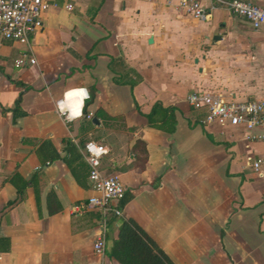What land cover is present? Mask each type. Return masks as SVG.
<instances>
[{
    "label": "crops",
    "instance_id": "obj_1",
    "mask_svg": "<svg viewBox=\"0 0 264 264\" xmlns=\"http://www.w3.org/2000/svg\"><path fill=\"white\" fill-rule=\"evenodd\" d=\"M43 1L28 46L0 41V264H119L105 253L128 219L172 264H264V175L248 168L264 140L201 125L184 101L191 92L262 98L264 27L220 9L193 20L175 0ZM23 52L34 65L14 67ZM75 89L98 112L65 124L54 102ZM155 103L171 108L161 130L143 117ZM87 140L106 148L101 168L124 189L103 256L92 250L99 214L73 210L93 195Z\"/></svg>",
    "mask_w": 264,
    "mask_h": 264
},
{
    "label": "built area",
    "instance_id": "obj_2",
    "mask_svg": "<svg viewBox=\"0 0 264 264\" xmlns=\"http://www.w3.org/2000/svg\"><path fill=\"white\" fill-rule=\"evenodd\" d=\"M175 0L173 8L179 14L197 21H207L213 10H224L232 16L245 21L251 29L264 27V5L258 6L250 0ZM48 5L43 0H0V41L14 42L28 46L30 38L42 28L40 15ZM66 10L70 6H65ZM34 59L26 52L21 53L14 61L16 68L34 65ZM84 89L68 91L54 102L55 114L62 122L68 124L83 117L82 108L88 95L80 92ZM74 92L73 95H66ZM72 99L79 100V107L73 109ZM185 103L194 111L202 112L201 125L220 123L230 127H242L249 141L264 140V136L253 133L264 130V96L259 99L243 101H224L209 92H191L184 98ZM92 114L87 113L84 119L89 120ZM80 153L87 165V181L93 195L84 203L73 206V210H94L99 214L97 235L92 244L93 253L104 255L107 220L121 217L119 202L124 196V189L119 178L106 174L101 168V160L106 155V148L96 142L87 140L80 147ZM248 168L255 177L264 175V155L256 156L249 161Z\"/></svg>",
    "mask_w": 264,
    "mask_h": 264
},
{
    "label": "trees",
    "instance_id": "obj_3",
    "mask_svg": "<svg viewBox=\"0 0 264 264\" xmlns=\"http://www.w3.org/2000/svg\"><path fill=\"white\" fill-rule=\"evenodd\" d=\"M14 84L21 86L19 83ZM92 101L93 95L89 94L88 99L83 104L82 119L87 114L86 108ZM18 102L19 100L16 99L15 107ZM97 112L98 110L95 113L97 114ZM170 113L171 108L163 109L159 104L155 103L149 113L143 117L146 119L149 128L161 130V125L167 123L165 117H169ZM157 122L159 123L157 124ZM138 162L142 164L143 160L139 159ZM124 202L125 200L122 198L119 205L122 206ZM105 254L119 264H172L166 255L129 219L120 221L116 238L110 241V246Z\"/></svg>",
    "mask_w": 264,
    "mask_h": 264
},
{
    "label": "water",
    "instance_id": "obj_4",
    "mask_svg": "<svg viewBox=\"0 0 264 264\" xmlns=\"http://www.w3.org/2000/svg\"><path fill=\"white\" fill-rule=\"evenodd\" d=\"M218 39H219V36L213 37V40H218ZM150 42H151V40H148V43H150ZM91 121L94 123L95 119H92Z\"/></svg>",
    "mask_w": 264,
    "mask_h": 264
},
{
    "label": "clouds",
    "instance_id": "obj_5",
    "mask_svg": "<svg viewBox=\"0 0 264 264\" xmlns=\"http://www.w3.org/2000/svg\"><path fill=\"white\" fill-rule=\"evenodd\" d=\"M81 94L86 96L87 95L86 90H82Z\"/></svg>",
    "mask_w": 264,
    "mask_h": 264
},
{
    "label": "rangeland",
    "instance_id": "obj_6",
    "mask_svg": "<svg viewBox=\"0 0 264 264\" xmlns=\"http://www.w3.org/2000/svg\"><path fill=\"white\" fill-rule=\"evenodd\" d=\"M120 221V220H119Z\"/></svg>",
    "mask_w": 264,
    "mask_h": 264
}]
</instances>
